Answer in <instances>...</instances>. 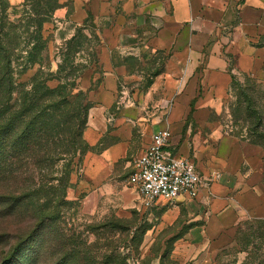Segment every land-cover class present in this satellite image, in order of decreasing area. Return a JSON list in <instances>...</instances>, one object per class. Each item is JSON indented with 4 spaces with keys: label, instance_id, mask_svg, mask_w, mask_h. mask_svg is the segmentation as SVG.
<instances>
[{
    "label": "rangeland",
    "instance_id": "374dc122",
    "mask_svg": "<svg viewBox=\"0 0 264 264\" xmlns=\"http://www.w3.org/2000/svg\"><path fill=\"white\" fill-rule=\"evenodd\" d=\"M23 2L10 0L11 18L20 14ZM60 2L63 7L44 25L43 64L56 71L62 50L91 11L95 27L89 21L80 42L89 50L74 57V63L86 67L71 91L73 96L82 91L95 109L103 111L109 132L95 152L88 151L74 166L70 202L44 226L33 206L9 210L6 199L36 187L44 175L60 174L63 160L42 167L25 161L27 168L14 165L12 177L0 174V264L10 257V264H104L103 254L116 251L124 264H242L247 252L236 238L243 222H249L244 228L253 224L247 244L256 262L264 257V148L233 135L238 130L246 134L243 122H234L230 115L228 102L233 95L225 97L221 107L205 104L199 109L198 98L193 99L198 92L203 96L201 79L182 82L184 70L170 63L167 50L145 46L150 19L139 24L137 5L130 8L124 0L98 7L95 0ZM96 12L103 14L98 17ZM94 29L98 36L91 33ZM230 62L237 79L244 81L234 55ZM34 72L35 68L28 70L21 80ZM250 73L264 80V55ZM49 83L55 86L58 81ZM116 127L128 143L126 153L98 165L95 156L100 147L120 139L113 133ZM161 127L171 129L175 150L195 159L211 185L194 198L160 199L146 206L127 179L132 160ZM227 137L250 154L248 160L222 153L230 141ZM57 145L64 147L62 141Z\"/></svg>",
    "mask_w": 264,
    "mask_h": 264
},
{
    "label": "trees",
    "instance_id": "16d2710c",
    "mask_svg": "<svg viewBox=\"0 0 264 264\" xmlns=\"http://www.w3.org/2000/svg\"><path fill=\"white\" fill-rule=\"evenodd\" d=\"M61 6L60 0H24L20 14L11 18L10 0H0V174L12 177L16 171L14 165L24 167L25 161L42 167L48 162L54 166L63 160L60 174L44 175L36 187L11 193L6 199L9 210L33 206L41 226L56 218L64 204L70 202L67 196L74 166L98 146L90 145L84 137L89 109L94 103L82 91L74 96L71 91L86 67L74 63V57L84 49L89 50L80 42L87 23L90 21L95 27L91 11L62 50V60L56 71L46 69L43 64L47 47L44 25ZM91 33L97 35L95 29ZM89 54L94 57L95 49L91 48ZM32 68L35 72L30 79L21 80ZM229 68L234 70L233 66ZM241 73L244 81L238 80L234 71L232 73L233 96L228 106L232 120L243 122L246 134L238 130L233 135L264 148V80L251 73ZM55 79L58 83L52 86L49 82ZM60 141L64 146L61 149L57 148ZM109 146L100 147L98 152ZM248 223L243 222L237 231V244L247 252L242 264H264V257L256 262L249 250L247 241L254 234L253 224L242 227ZM20 246L14 252L20 250ZM103 257L104 264H124L120 251L105 253ZM11 260L12 257L1 264H10Z\"/></svg>",
    "mask_w": 264,
    "mask_h": 264
},
{
    "label": "crops",
    "instance_id": "0c3cea01",
    "mask_svg": "<svg viewBox=\"0 0 264 264\" xmlns=\"http://www.w3.org/2000/svg\"><path fill=\"white\" fill-rule=\"evenodd\" d=\"M110 1L120 0H95V3L98 7L102 3L111 4ZM124 1L130 8L137 5L140 9L139 24L150 19L151 28L144 31L147 36L145 46L167 50L171 54L170 63L180 65L184 70L182 82L201 79L203 96H200L201 92L195 95L199 109L205 104L221 107L224 98L231 93L234 70L229 67L232 66V55L237 59V68L247 73L256 69L258 60L264 55V0ZM102 14L96 12L98 17ZM129 35L132 41L136 39L132 32ZM107 132L108 120L99 107L93 106L84 132L86 140L90 145H96ZM113 133L120 139L96 154L98 165L118 160L126 153L128 143L121 137L120 129L114 128ZM172 143L176 145L173 140ZM226 144L228 146L222 152L225 156L237 155L248 160L250 154L244 153L237 140L231 139Z\"/></svg>",
    "mask_w": 264,
    "mask_h": 264
},
{
    "label": "built area",
    "instance_id": "2783aa9c",
    "mask_svg": "<svg viewBox=\"0 0 264 264\" xmlns=\"http://www.w3.org/2000/svg\"><path fill=\"white\" fill-rule=\"evenodd\" d=\"M127 180L146 206L160 199L194 198L211 185L195 159L175 150L169 127H161L152 134L142 152L132 160Z\"/></svg>",
    "mask_w": 264,
    "mask_h": 264
}]
</instances>
